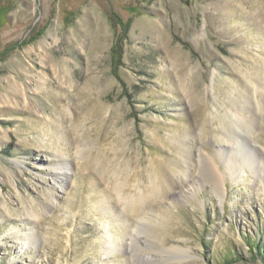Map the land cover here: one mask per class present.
I'll list each match as a JSON object with an SVG mask.
<instances>
[{"label":"rangeland","instance_id":"1","mask_svg":"<svg viewBox=\"0 0 264 264\" xmlns=\"http://www.w3.org/2000/svg\"><path fill=\"white\" fill-rule=\"evenodd\" d=\"M0 264H264V0H0Z\"/></svg>","mask_w":264,"mask_h":264},{"label":"bare ground","instance_id":"2","mask_svg":"<svg viewBox=\"0 0 264 264\" xmlns=\"http://www.w3.org/2000/svg\"><path fill=\"white\" fill-rule=\"evenodd\" d=\"M55 69V68H54ZM61 70V71H60ZM62 71L64 72V73H66L67 71H66V68L64 67V65L63 64H61V68H60V66H59V69H56L55 70V72H57V73H62ZM58 171H56V172H54V177H55V179H57V178H61V177H64L65 176V174H62V170H59V169H57ZM59 186H62V185H60V183H59Z\"/></svg>","mask_w":264,"mask_h":264},{"label":"trees","instance_id":"3","mask_svg":"<svg viewBox=\"0 0 264 264\" xmlns=\"http://www.w3.org/2000/svg\"><path fill=\"white\" fill-rule=\"evenodd\" d=\"M250 247H257V249H259L258 243L257 241L254 242V245H249Z\"/></svg>","mask_w":264,"mask_h":264}]
</instances>
